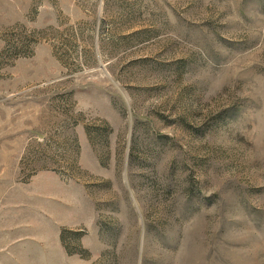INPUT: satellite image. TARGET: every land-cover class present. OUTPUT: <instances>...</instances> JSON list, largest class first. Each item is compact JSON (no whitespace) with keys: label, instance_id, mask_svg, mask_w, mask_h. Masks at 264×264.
Returning a JSON list of instances; mask_svg holds the SVG:
<instances>
[{"label":"rangeland","instance_id":"obj_1","mask_svg":"<svg viewBox=\"0 0 264 264\" xmlns=\"http://www.w3.org/2000/svg\"><path fill=\"white\" fill-rule=\"evenodd\" d=\"M0 264H264V0H0Z\"/></svg>","mask_w":264,"mask_h":264}]
</instances>
